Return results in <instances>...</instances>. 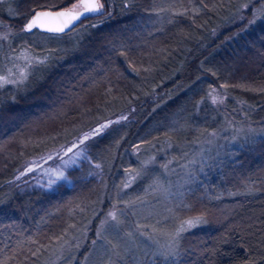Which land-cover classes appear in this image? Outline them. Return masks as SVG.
<instances>
[{"label":"trees","instance_id":"trees-1","mask_svg":"<svg viewBox=\"0 0 264 264\" xmlns=\"http://www.w3.org/2000/svg\"><path fill=\"white\" fill-rule=\"evenodd\" d=\"M110 1L60 39H44L51 34L22 32L29 17L73 0H0L8 36L0 58L16 65L23 49L47 57L25 84L0 88V264H83L97 245L95 264H264V18L249 23L264 2ZM212 89L226 95L223 108ZM228 113L238 119L233 151L210 135ZM64 148L68 157L53 159ZM175 176L173 192L146 214L156 245L175 258L123 254L120 242L137 245V230H148L131 206L148 205L156 181ZM114 203L122 222L93 243ZM188 216L204 223L164 243L157 233Z\"/></svg>","mask_w":264,"mask_h":264},{"label":"rangeland","instance_id":"rangeland-1","mask_svg":"<svg viewBox=\"0 0 264 264\" xmlns=\"http://www.w3.org/2000/svg\"><path fill=\"white\" fill-rule=\"evenodd\" d=\"M107 3H109V5H111V1L110 0H107ZM103 5H104V3H103ZM247 9H244L245 10L244 12H246ZM258 9H261V4H258V7L255 8L254 10H252L250 8V14H253ZM251 18H252V15H251ZM2 27H7V26L0 22V28H2ZM2 29H4V28H2ZM40 41L42 42L43 40H40ZM37 42H39V40L37 38H35V39H33L32 44H36ZM24 51L25 50L23 49V53H24ZM14 61H15V59L11 58L6 53V55L3 54L2 57L0 58V65L3 66V69H8V70L11 69L12 73H14L15 71H17V67L18 66L19 67H23L24 63H25V61L23 59H17L16 60L17 64L16 65H12ZM3 69L0 71V75L8 76L9 73H7ZM12 79H15V77L13 75H12ZM213 95H217L218 98H222L223 100H225V98H226V95L224 93H221V92H218V93L215 92ZM216 104H219V106L223 108V104L224 103H222V104L221 103H216ZM227 115H228V118L226 119V122H225L224 126L221 129L216 130V131H218L217 132L218 134L217 133H216L217 135L215 134V141L216 140H219V141H218V143L216 142L215 146L218 147L219 150H221V148H223V149L228 150V151H233L234 144L231 143L232 142L231 140L233 138L232 131H234V128H236L235 124L238 122L237 121L238 119H236L235 116L230 114V113H228ZM78 138H80V137H78ZM74 141H76V140H72L69 143L73 144L72 142H74ZM72 148H73V146H72ZM67 151H68L67 148H64V149L57 150L56 153L53 152L52 153L53 154V159L58 160L59 158H61L62 155H64L65 158H67L68 157L67 155L69 153ZM161 172H163V170ZM176 177L177 176H175L173 179H169V181L167 179L168 182L166 181L165 178L157 180L156 181L157 182V186L160 187V188L154 189V191H157L155 193L156 197L155 198L153 197L154 200L152 202H150L148 205L144 201H142V203H140V204H138V203L133 204L131 206L132 209L129 210L130 212H133V214H134L133 215L132 213H130L132 215V217H136V215L138 213H139L138 217H140V216H145L146 217V214L150 212L149 209H151V205L153 206L152 203H154V206L162 203V199H166L168 194L173 192V185H172L173 180H176V182H178V180H177L178 177L177 178ZM130 181H131L130 178H126V184H128ZM182 183H184V180L181 182V184ZM187 190H184V191H187ZM118 205L121 206V203H119V204H117V203L111 204L108 207L107 211L101 216V218H100V220L98 221V224H97L98 226H97V228H95L94 233H93V241L96 242V241L103 240V235H104L103 232H104V230H107L108 226H112L113 227L112 232L113 231L116 232L113 221H111L110 218H108V212L112 211V210H117L116 207L114 209L113 206H118ZM151 212L153 214L154 211L152 210ZM165 214L166 215H164L163 213L160 212L157 215L158 218L165 224L164 226L160 225V227L158 228L159 230L160 229L161 230H165L166 229V224L169 223L168 214L167 213H165ZM149 217H150V215H148L146 217L147 218L146 220L149 223H145L143 221H140V222H136V224H141L142 226L139 225L140 228H143V227L146 226L147 229H148V227H151V225H152V224H150ZM197 217H199V216H188L187 218H183L182 220H178V222L176 223L175 227H173V229L171 231L172 233L160 232V233H157V234L161 235L162 238L164 237L163 241H164V243L167 244L168 239L170 241L175 236V234L177 233V230L181 227V225L183 224L184 221L195 219ZM106 219L108 220V223L103 226V229H101V224ZM184 227H185L186 230L190 229V228L187 227V225H184ZM125 229H126V232H125ZM125 229H123V233H128V234L132 235L133 232H134V231H132V229L131 230L127 229V228H125ZM134 229L136 230L137 228H134ZM98 232L100 233L99 235H98ZM141 232H143L144 235H140ZM137 235L141 239V241H139L137 243V245H133L132 244L134 241L132 243H131V241H122V242L119 243L118 247L124 252L123 254H126V253L132 254L133 253L134 255H137V253H136L137 251H140V253L141 252H143V253H152V252H155V251H157V252L159 251V252H162V253H165V254L168 253L166 251V246L165 245H160V244L156 245V243L159 242L158 240H160V237L156 236L153 233V231H151L150 229L145 230V231L137 230ZM162 238H161V240H162ZM99 244L101 246L104 245L103 241L100 242ZM68 245L69 244H67L65 247L63 246L62 248H60L59 251L56 252L57 254L55 256L58 257L59 255H61ZM137 248H138V250H137ZM168 248H169V246H168ZM100 249H101V247L99 245H97V248H95L91 252V254L86 257V259H85L83 264H95L98 261V258L100 257L99 253H97V251H99ZM160 254L159 253H155L154 255L161 256ZM55 256H54V258H55ZM150 261H152L151 258H150V260L148 262H149V264H152Z\"/></svg>","mask_w":264,"mask_h":264},{"label":"snow or ice","instance_id":"snow-or-ice-1","mask_svg":"<svg viewBox=\"0 0 264 264\" xmlns=\"http://www.w3.org/2000/svg\"><path fill=\"white\" fill-rule=\"evenodd\" d=\"M251 0H249V3ZM261 2H264V0H261ZM249 3H242L239 6L238 11L247 9L249 7ZM127 6V5H126ZM104 8L103 3H101V0H73V3L70 7H65L62 10H56L53 11L51 9L49 10H41V11H35L31 17L27 20V22L24 24L22 28V32L24 33H32L34 29H39L42 32H46L51 34V36L44 37V39H60V34L64 33L66 29L70 28L76 21H79L81 17L87 16L88 14H102V10ZM197 13L199 12V9H195ZM264 9H258L252 14V19L249 21L250 24H254L257 19L264 18ZM174 15H184L183 12H176ZM7 35H0V40H7ZM121 55H124L123 52L120 53ZM17 59H23L25 61L23 67H17V73L15 74V79H12L13 73L12 70L9 69V75L3 76L0 75V88H3L5 85L13 84V85H22L25 84L28 81V77L31 74L29 69H31L34 64L35 65H42L45 64L47 57L44 58H38L30 56L27 51L21 54L20 57H17ZM222 88H227V84L221 85ZM216 92V89H212L208 95L212 98V103H223L224 100L222 98H218L217 95H213V93ZM107 127V125L103 126ZM99 132V129L96 130ZM210 135H215V133H211ZM85 140L88 139V136H85ZM83 143V141H81ZM68 162H65V166H67ZM71 163H75V160H72ZM99 167V165H97ZM31 170V169H30ZM56 179H63L64 173L63 172H57L55 173ZM50 183H55V181H50ZM128 186V185H125ZM132 203V202H130ZM128 205H126L127 207ZM115 209V206H113ZM124 213L121 212L120 215H123ZM120 215H118L117 210H112L108 212V218H110L111 221L115 222L116 225L120 224L122 221L120 219ZM108 223V220L102 222L101 229H103V226ZM204 223L203 219L201 217H197L195 219L184 221L181 227L177 230L176 235H179L180 232L185 231L184 225H187L188 228L199 226L200 224ZM100 233L98 232V235ZM140 235H144L143 232L140 233ZM95 243V241H93ZM115 247V246H114ZM171 247V246H170ZM161 255H164V258L167 259L170 256L172 258H175V254L172 251H169L168 253L164 254L161 253Z\"/></svg>","mask_w":264,"mask_h":264},{"label":"water","instance_id":"water-1","mask_svg":"<svg viewBox=\"0 0 264 264\" xmlns=\"http://www.w3.org/2000/svg\"><path fill=\"white\" fill-rule=\"evenodd\" d=\"M64 9V8H63ZM41 10H49V9H39V10H36V11H41ZM58 10H62V9H58ZM53 11H56V10H53ZM103 11V10H102ZM95 15H98V14H88L87 16H84V17H81V19L79 21H76L70 28L66 29L65 32H68L69 30H71L72 28H74L82 19L88 17V16H95ZM31 17V16H30ZM29 17V18H30ZM38 32H41V33H46V32H42L40 31L39 29H34ZM46 34H49V33H46Z\"/></svg>","mask_w":264,"mask_h":264}]
</instances>
